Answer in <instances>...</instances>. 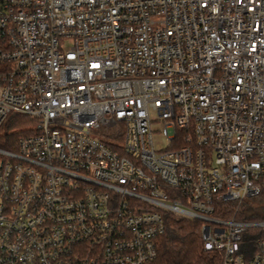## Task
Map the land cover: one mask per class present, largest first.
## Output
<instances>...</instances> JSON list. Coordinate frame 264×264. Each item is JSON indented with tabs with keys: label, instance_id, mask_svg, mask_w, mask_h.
Here are the masks:
<instances>
[{
	"label": "built area",
	"instance_id": "2783aa9c",
	"mask_svg": "<svg viewBox=\"0 0 264 264\" xmlns=\"http://www.w3.org/2000/svg\"><path fill=\"white\" fill-rule=\"evenodd\" d=\"M11 113L0 264H151L167 215L199 264H264V0H0Z\"/></svg>",
	"mask_w": 264,
	"mask_h": 264
},
{
	"label": "trees",
	"instance_id": "16d2710c",
	"mask_svg": "<svg viewBox=\"0 0 264 264\" xmlns=\"http://www.w3.org/2000/svg\"><path fill=\"white\" fill-rule=\"evenodd\" d=\"M25 118V119H24ZM26 117L9 114L0 127V145L7 147L8 138H17L25 133ZM263 195L241 202L222 203L217 214L226 215L237 208L238 215L243 218L259 216ZM209 258V253L202 249L200 222L187 220L173 215L166 216L164 233L157 238V255L151 264H199Z\"/></svg>",
	"mask_w": 264,
	"mask_h": 264
},
{
	"label": "rangeland",
	"instance_id": "374dc122",
	"mask_svg": "<svg viewBox=\"0 0 264 264\" xmlns=\"http://www.w3.org/2000/svg\"><path fill=\"white\" fill-rule=\"evenodd\" d=\"M68 46V45H67ZM25 119V118H24ZM26 123H28V118H26V120H24ZM153 130H154V134H153V140H154V143H155V145L157 146V148L158 147H160V148H163V147H165V146H167V141H166V139L164 138V136H162L159 132H158V130H159V126L158 125H154L153 126ZM8 139H10V140H12V138H8ZM264 198V197H263ZM262 198V199H263Z\"/></svg>",
	"mask_w": 264,
	"mask_h": 264
}]
</instances>
